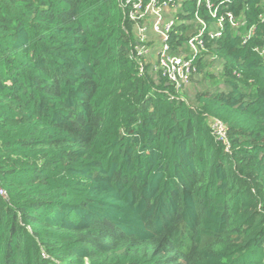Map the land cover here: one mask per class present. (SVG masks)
<instances>
[{
    "label": "trees",
    "instance_id": "obj_1",
    "mask_svg": "<svg viewBox=\"0 0 264 264\" xmlns=\"http://www.w3.org/2000/svg\"><path fill=\"white\" fill-rule=\"evenodd\" d=\"M140 1L171 55L205 23L188 86L137 60L134 0H0V264H264V0Z\"/></svg>",
    "mask_w": 264,
    "mask_h": 264
},
{
    "label": "built area",
    "instance_id": "obj_2",
    "mask_svg": "<svg viewBox=\"0 0 264 264\" xmlns=\"http://www.w3.org/2000/svg\"><path fill=\"white\" fill-rule=\"evenodd\" d=\"M200 3V1L197 2L198 5ZM170 6L175 7V4L170 1L161 4L151 1L143 5L140 0H134L129 17L135 22L137 29V60L155 56L153 70L160 72L162 78L173 84L176 90H179L184 86H188L190 79L196 74L193 61L200 49L204 47L206 25L195 15L199 28L187 41L190 56L171 55L169 33L174 26V20L172 15L169 14ZM205 8L212 17L217 16V11L213 8L210 0H205ZM149 17L152 18L150 22L146 21ZM259 20L264 23V14L259 16ZM242 24L243 22L236 24V26ZM253 33L254 27L248 31L243 41H247ZM209 35L213 36L214 34L211 33ZM216 36L219 37L220 32H216ZM211 132L224 148L229 149L227 128L220 120H212Z\"/></svg>",
    "mask_w": 264,
    "mask_h": 264
},
{
    "label": "rangeland",
    "instance_id": "obj_3",
    "mask_svg": "<svg viewBox=\"0 0 264 264\" xmlns=\"http://www.w3.org/2000/svg\"><path fill=\"white\" fill-rule=\"evenodd\" d=\"M210 72H215V68L214 67H211L210 69ZM206 84H208L209 82L208 81H206V80H203Z\"/></svg>",
    "mask_w": 264,
    "mask_h": 264
}]
</instances>
